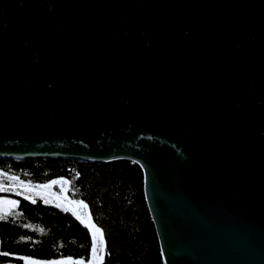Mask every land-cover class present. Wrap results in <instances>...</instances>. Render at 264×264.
<instances>
[{
  "label": "water",
  "instance_id": "95a60500",
  "mask_svg": "<svg viewBox=\"0 0 264 264\" xmlns=\"http://www.w3.org/2000/svg\"><path fill=\"white\" fill-rule=\"evenodd\" d=\"M125 159L164 264H264V0H0V160Z\"/></svg>",
  "mask_w": 264,
  "mask_h": 264
},
{
  "label": "trees",
  "instance_id": "16d2710c",
  "mask_svg": "<svg viewBox=\"0 0 264 264\" xmlns=\"http://www.w3.org/2000/svg\"><path fill=\"white\" fill-rule=\"evenodd\" d=\"M0 175L31 184L54 179L68 181L72 198L85 204L92 223L101 229L103 264H164L144 198L143 173L134 162L3 159ZM5 195L0 192V196ZM18 202L0 220V253H9L0 255V264H22L20 257L41 261L68 257L88 260L90 235L76 216L40 199L19 198Z\"/></svg>",
  "mask_w": 264,
  "mask_h": 264
},
{
  "label": "rangeland",
  "instance_id": "374dc122",
  "mask_svg": "<svg viewBox=\"0 0 264 264\" xmlns=\"http://www.w3.org/2000/svg\"><path fill=\"white\" fill-rule=\"evenodd\" d=\"M52 181H57V183L52 184ZM6 182V183H5ZM17 179H12V177H2L0 175V184H3L6 188V191H3L7 193L5 196H0V198H4L7 200H13L18 201L19 198L24 199L26 201H32L34 199H40L44 203L48 205H53L58 208H61L63 210H67L70 213H72L74 216H76L81 223L86 227V229L89 232L90 239H91V249H92V232L94 229L91 227L92 221L90 219L89 213L87 211V208L84 203H78L81 202L78 199H73L70 192L69 182L65 179H54L44 184H31L26 183ZM37 185H50L47 188L37 187ZM19 193V194H17ZM25 197H28L25 199ZM17 205V204H16ZM16 205H3V212L0 214H3L4 217L8 216L16 207ZM96 245H97V253L99 254V249L101 247V236L99 233H97L96 237ZM92 252L90 250L89 258L84 264H87L89 260H91ZM67 258H60L55 260H48V261H41V260H35L43 262V264H48V262L51 261H57V260H65ZM34 260V259H29ZM79 259H72V261H78ZM22 264H27L25 260H22ZM97 264H99V261H97Z\"/></svg>",
  "mask_w": 264,
  "mask_h": 264
},
{
  "label": "snow or ice",
  "instance_id": "6c2138e0",
  "mask_svg": "<svg viewBox=\"0 0 264 264\" xmlns=\"http://www.w3.org/2000/svg\"><path fill=\"white\" fill-rule=\"evenodd\" d=\"M12 179H16V178L12 177ZM21 183H23V182H21ZM51 183L55 184V183H57V181H52ZM49 186L50 185H37V187H42V188H47ZM3 191H6V188L4 187L3 184H0V192H3ZM17 194H19V193H17ZM27 198L28 197H25V199H27ZM33 202H35V201H33ZM18 203H19L18 201L0 198V213L3 212V208H2L3 205H16ZM78 203L82 204L83 202L81 201ZM2 219H4V215L0 214V220H2ZM25 227H27V225H25ZM91 227L94 229V231L92 232L93 243H92V249H91L93 258L91 260H89L87 262V264H97V261H99V264H103L104 253H105V249L103 247V234L101 232V229L96 227L95 224H91ZM40 231L43 232V229H40ZM97 233H99L101 236V247L99 249V254L97 253V245H96ZM0 255L8 256L9 253L2 252V253H0ZM20 259L25 260L27 262V264H43V262L35 261V260H29V258H26V257H20ZM48 264H84V261H83V259L78 260V261H72V258L68 257L65 260H57V261L48 262Z\"/></svg>",
  "mask_w": 264,
  "mask_h": 264
}]
</instances>
